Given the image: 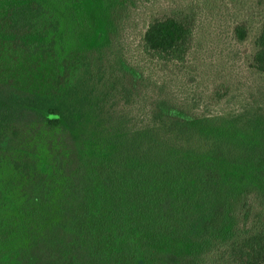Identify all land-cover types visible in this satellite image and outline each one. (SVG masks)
<instances>
[{"label": "trees", "instance_id": "1", "mask_svg": "<svg viewBox=\"0 0 264 264\" xmlns=\"http://www.w3.org/2000/svg\"><path fill=\"white\" fill-rule=\"evenodd\" d=\"M123 3L0 0V264H264V92L212 114L190 109L182 78L151 81L128 121L138 69L108 75L92 53ZM258 3L248 67L264 75ZM203 20L156 16L142 51L182 67Z\"/></svg>", "mask_w": 264, "mask_h": 264}, {"label": "rangeland", "instance_id": "2", "mask_svg": "<svg viewBox=\"0 0 264 264\" xmlns=\"http://www.w3.org/2000/svg\"><path fill=\"white\" fill-rule=\"evenodd\" d=\"M185 8L196 10L204 18L198 25L197 43L182 67L161 66L142 51L145 26L156 16ZM261 8L258 0H125L112 17L108 39L92 48L93 58L100 60L108 75L120 71L124 62L138 69L140 103L124 113L128 121L141 118L155 98L154 86L148 83L171 78L174 82L183 79L180 90L175 91H182L190 109L229 112L244 105L250 95L260 97L264 92V75L248 67ZM240 20L247 21L251 30L250 38L242 44L231 39L232 26ZM221 83L230 86V93L215 103L213 89Z\"/></svg>", "mask_w": 264, "mask_h": 264}]
</instances>
